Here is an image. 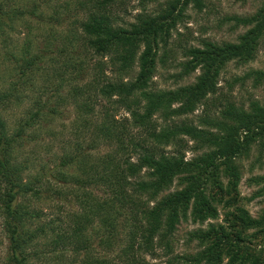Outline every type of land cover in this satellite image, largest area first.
<instances>
[{"label": "trees", "instance_id": "1", "mask_svg": "<svg viewBox=\"0 0 264 264\" xmlns=\"http://www.w3.org/2000/svg\"><path fill=\"white\" fill-rule=\"evenodd\" d=\"M139 2L126 21L117 13L125 0H76L80 16L66 15L54 55L49 42L25 39L11 56L16 79L0 81L3 264H264V206L251 215L238 189L242 159L256 148L259 161L264 151V99L236 102L218 85L227 63L251 61L264 44V0L250 14L221 18L218 27L226 20L242 29L232 40L197 44L175 39L177 26L207 1ZM38 7L0 14V29L38 16ZM169 67L163 80L171 84L157 85L158 69ZM42 74L52 76L40 84ZM246 81L264 90V68L233 76L227 88ZM64 104L73 110L63 127L71 145L60 140L52 163L31 175L29 147L42 133L55 136L39 124ZM12 106L23 110L13 123L4 114ZM247 180L264 193V173ZM47 196L72 208L42 206ZM181 223L192 227L178 251Z\"/></svg>", "mask_w": 264, "mask_h": 264}, {"label": "rangeland", "instance_id": "2", "mask_svg": "<svg viewBox=\"0 0 264 264\" xmlns=\"http://www.w3.org/2000/svg\"><path fill=\"white\" fill-rule=\"evenodd\" d=\"M140 0H125L122 6L117 9V13L121 16L122 19L129 21L132 19L133 15L141 10ZM207 1V6L202 8L201 11H196L189 7L186 10V24L184 26H177L178 35L175 36V39L185 42L186 44H197L198 41L204 38L213 39L216 41L219 40H232L235 35L241 32V28L238 27L234 30H229V27L233 24L232 21L224 20L220 23L219 27L217 26L224 16L232 15H247L252 13L257 6L259 5V0H205ZM38 5L36 13H40L38 16L34 15H22L16 18L11 19V21H6L2 29H0V81L5 80H15L16 71H13L15 63L12 59V55H17V51L21 50V45L24 43L25 39H30L33 44L42 47L41 45L49 42V48L52 51L50 55H54V48L59 42V35L66 30L68 24V18L70 17L77 18L80 16L78 8L76 6V0H0V14L3 18H7L12 9H23L27 11L32 6ZM52 8L59 10L62 23L57 24L49 16L55 14L53 13ZM148 10L157 8V3H148L146 6ZM63 10H68L69 13H63ZM6 12V13H4ZM17 16V15H16ZM254 68H264V44H261L256 56L249 62L244 64H234L229 62L226 64L219 76V92L227 93L231 99L236 102L245 103L247 102V97L253 99L262 100L264 99V90L262 87L251 88L250 82L246 81L243 86H240L239 83H234L232 88L228 90L227 82L231 81L233 76L242 75L248 69ZM171 67L168 70L158 69V74L155 76V81L157 85L160 86H169L171 84V79L166 77L168 72H172ZM39 75V74H38ZM195 73L191 74L189 77L183 80V82L192 81ZM51 74H42L38 81L40 84L43 82L44 78H51ZM36 82V81H35ZM37 83V82H36ZM28 94H34L35 90H32ZM49 104H53L49 102ZM31 101L25 100L23 102L24 108L30 107ZM209 106H211L209 104ZM212 107V106H211ZM210 107V109H211ZM56 117H53L52 121L44 120L39 126H44V129L47 130L50 128L54 131L55 136L51 139L46 138L42 133L40 135V141L37 145L30 146L32 153H30V162H27V166L30 168L29 172L31 175L35 174L36 171H39L40 168H45L49 166L54 160L55 154L50 150H54L56 153L60 148H58V143L60 140L67 141L70 145L72 138L66 136V132L63 130V127L68 124L72 118L73 110L69 104H64V106L57 107ZM202 106H199L190 118H193L194 115L200 113ZM213 112L216 109H212ZM23 110L20 107L12 106L7 109L5 114V119L13 123V120L21 116ZM28 148L22 147L19 149L22 152L28 151ZM257 149L254 148L251 151V154L247 159H242V178L239 182V193L245 199L244 203L251 215H255L257 211L264 206V193L262 195H256V190L260 185L250 184L248 182V177L254 174L264 173V151L262 157L259 161H254L256 157ZM25 153L21 156L24 158ZM190 156V151L185 153V157ZM252 195V196H251ZM54 197V198H53ZM47 196L45 197L44 203L42 206L51 205L50 209H71V204L66 200H61L56 196ZM61 207V208H59ZM47 212V211H46ZM192 226L181 223L178 225L176 230V246L177 250L181 251L184 246L182 245V239L186 230L190 229ZM6 254V239L1 228L0 222V264L4 263V257Z\"/></svg>", "mask_w": 264, "mask_h": 264}]
</instances>
